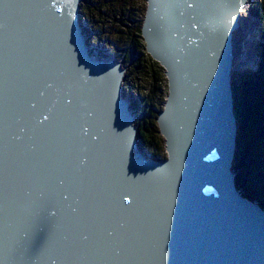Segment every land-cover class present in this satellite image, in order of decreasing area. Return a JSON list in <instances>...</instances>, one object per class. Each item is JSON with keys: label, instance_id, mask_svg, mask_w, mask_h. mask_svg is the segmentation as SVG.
<instances>
[{"label": "water", "instance_id": "1", "mask_svg": "<svg viewBox=\"0 0 264 264\" xmlns=\"http://www.w3.org/2000/svg\"><path fill=\"white\" fill-rule=\"evenodd\" d=\"M81 1L0 0V19L6 25L0 31V264H105L109 259L125 264L130 260L128 251L133 257L132 251L136 250L132 239L141 242L142 237L121 234L118 224L123 218L126 222L134 220L128 216L131 208L140 211L150 208L145 207L147 204L161 207L163 214L172 212V204H176L179 232L168 239L174 243L171 264H264V211L257 206L253 211L246 209L242 206H247L245 201L238 197L235 200L232 193L235 121L226 65L229 64V72L233 67V19L224 23V28H228L220 44L214 42L204 58L195 62L193 57L203 46L196 33L195 38L183 44L179 30H172L175 36L167 35L162 41L167 44L164 53L148 46L169 78L167 106L159 115V123L170 158L158 174L141 161L139 153L133 155L127 148L134 130L129 129V107L119 92L124 74L116 72L118 67L112 68L111 63L96 61L87 54L79 21ZM246 1H236L232 8L235 15ZM155 2L148 0L142 28L148 43L152 37L149 29L157 25L153 19L157 13ZM71 6L75 12H69ZM243 22L249 28V19L243 18ZM23 32L24 39L28 38L25 42L21 39ZM55 43L56 52L52 53L51 45ZM181 51L185 52L184 57L186 53L188 56L181 57ZM56 63L65 68L61 70ZM190 67L203 69L208 75V86L215 84L209 101L214 110L201 106L200 112L193 114L191 104H184L191 108L187 118L190 126H203L199 129L203 138H191L187 143L181 137L180 144L191 145L198 158L208 159L202 166V160L197 158L193 172L179 176L171 168V162L176 163L171 148L176 137L170 129L175 127L171 122L166 124V115L171 106L181 105L179 72L181 68L188 72ZM95 86L101 98L98 105L89 100ZM16 97L24 105L14 102ZM108 114L121 135L108 120ZM80 116L78 126L75 119ZM100 116H105L107 126L116 133H89L87 139L83 123L86 128L96 127ZM209 128L213 129L211 139ZM85 157L91 160L84 164ZM215 164L209 174L199 172ZM197 165L201 167L197 169ZM165 175L186 181L176 179L168 187ZM146 177L159 180V184L145 186ZM111 189H116L115 198ZM202 192L209 195V200L201 197ZM92 198L99 202L97 214L109 225L106 230L100 228L99 218L86 204ZM132 216L139 217L133 213ZM107 232L112 233L110 238ZM29 233L41 236L43 242ZM85 236L87 239H83ZM156 236L159 240L160 236ZM62 237L66 241L61 242ZM73 240L87 247L81 260L74 255ZM116 244L126 246L125 249L132 247L128 251L118 249L114 255Z\"/></svg>", "mask_w": 264, "mask_h": 264}, {"label": "bare ground", "instance_id": "2", "mask_svg": "<svg viewBox=\"0 0 264 264\" xmlns=\"http://www.w3.org/2000/svg\"><path fill=\"white\" fill-rule=\"evenodd\" d=\"M215 0H156L155 2V7L157 8V13L154 14V18L155 21L157 23L156 28L158 27V29H149V33L150 35H152V37L150 39L152 40H156L159 39L161 36L160 34H157V32L159 31L160 25L164 24L165 26H170L172 28H177L180 32V38L183 44H187L188 41L190 40V38H195L194 35L195 33L198 36V33H201L199 37V40L203 41V46L202 48L199 50V52H197L193 59L195 62V59L197 58H204V56L206 55V53L208 51H210L214 44L213 42L216 41V44H220L221 42V38L223 35L224 30L227 31L228 26H226V28L223 27L222 22H218V26L217 28V34L215 35V41L212 38V40L208 41V36H212V34H210V31L208 30V26H205L206 21L209 23L213 24V20L211 19L213 17V15L217 16V11H219L218 6L215 5L213 6ZM221 0H218V3L220 4ZM253 3V2H252ZM231 9L232 6L229 7L226 11L231 14ZM75 10L74 6L70 7L69 12H73ZM148 11V7L146 12ZM249 11V14H253V10L252 9H241L239 11V14L243 13V17H245V15L248 16L247 12ZM253 11V12H252ZM75 12V11H74ZM252 18L253 16H255L254 14L251 15ZM232 19L235 17H231ZM259 20V19H258ZM234 22H236V20H232ZM240 24V23H239ZM249 28L246 30L244 28L241 27V25H239V27H236L235 31H234V35L232 36L234 41L236 42L235 46V50L233 54L238 55L239 51L241 50L240 48V44H244L243 49H242V53L243 54H247L248 52L252 51L254 48V43L250 42L252 37H257L260 36L261 37V24H259L256 20H251L249 19ZM83 25V24H82ZM85 26V25H84ZM83 27V26H82ZM197 27L200 28V31L197 30ZM0 31L6 29V25L5 23L0 19ZM87 29V28H86ZM85 29V30H86ZM88 30V29H87ZM84 31V30H83ZM24 33V32H23ZM86 33V32H85ZM91 35V34H90ZM26 36V33H24L23 35H21V39L23 40L24 37ZM172 36L174 37L175 34L173 33ZM0 38H2V35L0 34ZM27 39H24L23 42H25ZM205 44H207L205 46ZM195 45V44H194ZM56 43L55 46L51 45V50L52 53L56 52ZM201 46V45H200ZM242 47V46H241ZM156 51H159L160 53H164V45L161 46L158 43L155 44L154 46ZM169 50H171L172 48L167 47ZM87 49V54L89 53V48L86 46ZM241 52V51H240ZM158 54V53H157ZM189 53H186V56H188ZM259 54V53H258ZM181 57L185 58V52L181 51L180 52ZM256 57V55H255ZM94 60H100L104 63H108V59H94ZM58 63H56L57 66ZM59 68L62 70L65 68V66H62L61 64H58ZM118 67V70H115L116 72H119L120 67L119 66H115L113 68ZM248 67L251 68L252 64H248ZM114 71V72H115ZM183 76L182 79L180 81V85L181 88L183 89V93L180 96V98L178 99L179 102L182 103H187L188 105L191 104L192 106V113L193 114H198L201 110V106H204L206 108H209L210 111L212 112V110H214L210 104L209 101H211V93L213 91L212 87L208 86V75H205L204 70H200L199 67H190L188 69V72L183 71ZM186 74V75H185ZM99 90L98 87H92L90 90V93L92 94L91 100L95 105L101 104V98L99 93L97 92ZM94 92V93H92ZM102 97V94H101ZM168 98V97H167ZM127 100L131 103L130 98H127ZM103 101V99H102ZM14 102L16 103H21L24 105V102L16 97ZM104 103V101H103ZM103 111H107L108 108H103ZM191 108L187 109L186 111H190ZM127 118L128 120L131 119V126H130V130L133 129V135L131 134V138L130 141L127 143L129 147H127L128 149L131 148V152L134 155V153H139V156L141 155V160H143L146 156H149L148 154L143 153V151L141 150V148L139 146L134 147L133 143L138 144V130L137 128L133 125V122L136 120L133 116V114L129 113V111L127 112ZM93 115H90V117H92ZM103 116H100L99 118V124L96 125V127L94 125H90L88 128H86V125L83 123V127H85V131L83 133V135H86V138L88 139L89 137V133H99V134H106L103 132H107V131H111L112 133H116V131L110 127L107 126L108 122H106V118L105 116L102 118ZM108 120L110 119V116L108 114L107 116ZM134 118V119H133ZM190 118V116H189ZM211 120V119H210ZM75 121L78 122V126H80V123L82 121L81 116L77 119H75ZM110 123L114 126L113 121L110 119L109 120ZM213 121V120H211ZM91 122H93V119H91ZM95 127V128H94ZM115 127V126H114ZM94 128V129H93ZM116 128V127H115ZM117 129V128H116ZM118 130V129H117ZM129 130V131H130ZM72 132L74 131V128H72L71 130ZM130 131V132H131ZM174 131V130H172ZM177 132L178 134L183 138V139H191L193 137V133L189 131V122L188 121H183L177 128ZM213 133V129L209 128L208 130V135H210V139ZM122 132L118 130V136L121 135ZM88 145L90 146V142L88 143ZM71 146H73V142L69 145L68 148H70ZM133 146V147H132ZM189 145H184L182 144V148L188 147ZM172 150H173V157H175L176 155V147L173 145L171 146ZM238 149V146H237ZM237 149L234 152V155L236 157V152ZM69 151V150H68ZM78 151V148L75 147V152ZM69 157L71 156V153L69 152ZM36 154L34 153L33 156H35ZM85 155H88L85 153ZM198 159H201L203 162L204 166V162L205 160H207L208 158H202L199 157ZM85 161H83V163L85 164V162L91 160V157H85L84 159ZM165 161H162V163L158 166H156L155 168H160L162 166V164ZM184 164V160L181 157H178L177 159V165H176V169H177V175L180 176V174L182 173V165ZM201 167L197 165V169ZM216 168V164L215 165H208L205 167L204 170L199 171L201 173H206L209 174L212 169ZM233 169V168H232ZM198 171V170H197ZM192 171L188 172L187 176L189 175V173H191ZM110 173V172H109ZM108 173V174H109ZM108 174H101V176H108ZM179 176H165L168 178L169 182L166 183V186H172L176 179L179 181H186V179L181 178ZM157 177H161V176H157ZM208 178L210 177H217V176H207ZM159 180L157 179H153V178H149L146 177L144 178L143 184L145 186L147 185H151V184H159L158 183ZM113 182H115V180H113ZM139 182V181H137ZM161 183V182H160ZM225 184V183H223ZM165 188V187H164ZM111 192L113 194V196L116 195V189H111ZM246 195V194H245ZM91 201V202H89ZM89 201H86V204L90 205V208H92L94 210V214H96V216L99 218L100 220V228H102L103 230H106L109 225L105 224L104 221L98 216L97 212L99 210V202L95 201L93 198L90 199ZM111 204H113V202L110 201ZM149 203H152V201H149ZM126 208H128V205L124 204ZM150 206V208H145L142 209L140 211H134L131 208V212L133 214H135L136 216L139 217H133L132 213L129 212L128 216H131L134 220H130V222H126L125 219L123 218L122 221L118 224V229L121 232V234H130L132 235H139L142 237V241L139 242L137 240L132 239V246H135L136 250L132 251V255L133 257H131V252L128 251V249L126 246L120 245V244H116L115 247L119 250H126L130 253V260L127 261L125 264H140L139 262H143L146 264H171L172 262V249L174 247V243H171L168 241V239L172 236H178V232L179 230L177 229V220L180 219L179 216H176L174 214H163L161 212V207H155L151 204H147L145 207ZM224 209H226V207H224ZM103 218H106V216H103ZM119 220V219H118ZM132 223H137L138 227L133 228ZM222 224H218L217 226H221ZM141 226V227H140ZM137 229H139L140 231H137ZM24 234H26V236L28 235L27 232H25ZM30 237H36L38 239V242H43L41 236L35 235L34 233H29ZM144 235V237H143ZM160 236V239L158 240L157 236ZM61 242H64L66 240L63 239V237L60 239ZM74 241V247H75V251H74V255L78 260H81L85 257L86 255V250L87 247L86 245L81 244L80 242L73 240ZM131 241L127 244L129 245L131 243ZM144 242V244H143ZM124 243V242H123ZM146 261H149V263H147ZM178 262V261H177ZM105 264H120V262L116 261V259H109L107 260V262ZM178 264V263H176Z\"/></svg>", "mask_w": 264, "mask_h": 264}, {"label": "rangeland", "instance_id": "3", "mask_svg": "<svg viewBox=\"0 0 264 264\" xmlns=\"http://www.w3.org/2000/svg\"><path fill=\"white\" fill-rule=\"evenodd\" d=\"M257 1L248 0L246 9H253ZM86 7H89L90 13L85 11L84 8ZM147 7L148 0H82L80 2L82 22L87 25L92 33L90 41L95 45H98L99 42L98 49H107L109 51L110 47L106 48L105 46L108 40L111 44H117L121 49L115 54L117 55L116 61L120 62L121 68L125 69L124 77L121 81V96L132 97V101L137 99L139 103L137 112L140 115L137 121L133 122V125L137 127L142 125V123L144 124L143 153L165 160L167 158L165 149L166 138L161 132L157 118L159 112L164 109L168 99L169 81L165 68L147 52L146 43L141 34ZM240 16L243 17V13H240ZM245 16L244 18H247V15ZM258 23L260 24V21ZM197 30L200 31V28L197 27ZM200 34L198 33V36ZM212 38L215 41L216 38L210 35L208 36V41L212 40ZM259 40L252 39L255 47ZM232 42L235 46L236 42L234 39ZM234 46L233 51L236 52ZM257 47L259 48V46ZM123 50L131 51L132 59L126 60L122 55ZM92 52H95V50H92ZM92 54L95 55V53ZM255 55L256 52L252 57L257 61ZM95 59L105 60L106 58L95 55ZM234 62L237 63L235 59ZM248 64L249 62H247L246 66ZM239 70L235 69L238 75ZM183 71L184 68H181L180 77L183 76ZM125 86L134 89L133 95L130 92H125Z\"/></svg>", "mask_w": 264, "mask_h": 264}, {"label": "trees", "instance_id": "4", "mask_svg": "<svg viewBox=\"0 0 264 264\" xmlns=\"http://www.w3.org/2000/svg\"><path fill=\"white\" fill-rule=\"evenodd\" d=\"M85 4L87 3L85 2ZM84 9L91 12L89 7ZM252 10L260 21L263 42L259 44L258 48L256 71L236 79V83L233 82V91L238 107L237 115L240 120L238 144L239 142L244 143V146H238L232 171L236 176L238 190L244 194V197L256 202L264 209V0H258ZM105 46L106 48L110 47L108 52L114 56H117L115 54L121 51L117 44H111L109 40ZM122 55L126 60L132 59L133 56L131 51L126 50H123ZM99 57L105 59L111 56L105 57L104 54H99ZM133 91L134 89L131 87L125 86L126 93L130 92L133 95ZM129 98L133 116L137 121L140 115L137 112L139 103L137 99L132 101V97ZM138 124L140 125L139 122ZM136 128L138 130V146L143 151L144 124L142 123ZM145 157L150 160H160L153 156L145 155Z\"/></svg>", "mask_w": 264, "mask_h": 264}, {"label": "flooded vegetation", "instance_id": "5", "mask_svg": "<svg viewBox=\"0 0 264 264\" xmlns=\"http://www.w3.org/2000/svg\"><path fill=\"white\" fill-rule=\"evenodd\" d=\"M80 16H81V11H80ZM83 24V25H82ZM85 25V26H84ZM83 26V27H82ZM80 28L82 30V35L84 36V41H85V45L89 48V56L95 59V55H99V54H104V56H111L113 59H115V57L113 54H109L107 49H98L97 47L99 46V42L98 45H95L93 42L90 41L91 39V30L87 27L86 24H84L82 22V18L80 17ZM88 30H87V29ZM86 29V30H85ZM84 30V31H83ZM86 32V33H85ZM91 34V35H90ZM92 50H95V52H92ZM92 53H95V55H93Z\"/></svg>", "mask_w": 264, "mask_h": 264}, {"label": "snow or ice", "instance_id": "6", "mask_svg": "<svg viewBox=\"0 0 264 264\" xmlns=\"http://www.w3.org/2000/svg\"><path fill=\"white\" fill-rule=\"evenodd\" d=\"M41 94H42V93H41ZM89 115H91V113H89ZM44 119H47V117H44ZM106 236H107L108 238H110V237L112 236V233H111V232H107V233H106ZM83 239H87V237L85 236V237H83ZM113 254H114V255H115V254H118V249L114 250Z\"/></svg>", "mask_w": 264, "mask_h": 264}]
</instances>
